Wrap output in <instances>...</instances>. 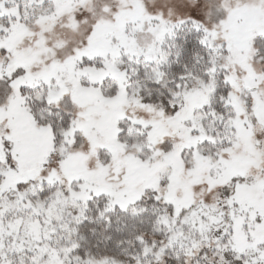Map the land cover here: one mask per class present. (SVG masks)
Segmentation results:
<instances>
[{"label": "snow or ice", "instance_id": "snow-or-ice-1", "mask_svg": "<svg viewBox=\"0 0 264 264\" xmlns=\"http://www.w3.org/2000/svg\"><path fill=\"white\" fill-rule=\"evenodd\" d=\"M0 264H264V0H0Z\"/></svg>", "mask_w": 264, "mask_h": 264}]
</instances>
